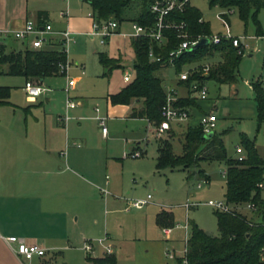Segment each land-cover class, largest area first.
<instances>
[{
  "label": "rangeland",
  "instance_id": "rangeland-1",
  "mask_svg": "<svg viewBox=\"0 0 264 264\" xmlns=\"http://www.w3.org/2000/svg\"><path fill=\"white\" fill-rule=\"evenodd\" d=\"M13 2L14 0L12 5ZM190 2L202 12L212 33L224 32L225 25L217 16L222 10L220 6H210L209 0ZM27 3L30 11L36 8L46 9L54 29L69 27L75 31V40L67 44L69 65L66 72L59 71L57 74L46 76L41 81L46 90L35 101H29L26 90L22 88L28 78L20 74L0 72V86H9L7 100L0 102V120L3 123H16L13 111L16 112L18 119L26 114L24 111L27 108L34 113L45 110L58 112L61 114L59 118L66 123L72 119V125L79 131L75 137L78 142L90 140L109 143L110 150L115 153L118 161L117 165L115 164V174L120 171L121 165H124V185L120 193H115V204L111 200L104 205V209L109 211L115 208V212L109 213L113 238L108 239L109 229L105 227V219L102 218L96 228V232H100L101 235H94L96 237L91 239L106 237V244L108 242L114 244L117 264H174L177 262L169 255L168 248L177 254L183 253L186 236L184 224L187 218L211 234H219L216 208L207 201L225 200L226 178L223 171L227 168L226 159L201 160L199 165L187 169L182 166H168L158 170L156 156L161 140L148 129L152 127L149 120L140 117L123 119L119 116H109V134L106 138L102 136L98 120L95 118L98 115H107V94L118 90L126 83L123 79V68L127 65L133 66L135 60L132 37L113 32L104 43H101L99 36H90L87 30L91 29L94 18L90 0H28ZM133 7L134 9H127V17H132L139 11L137 0L133 1ZM63 9H68V16L61 14ZM257 17L262 34L257 33L252 18L245 22L237 9L229 13L232 33L246 35L244 42L249 45L240 53L242 57L236 70L237 80L219 82L209 77L200 79L208 87V96L200 98L193 93L197 97L194 103L187 107L190 117L182 121L184 124L180 127L175 130L172 128V131L160 136L172 143L175 153L183 151L182 135L187 127L200 124L201 116L213 110L217 115L214 131L222 137L230 157L239 156L236 148L238 145L242 146V134L255 141L260 155L264 157V120L258 117L253 89V84L257 80L264 79V5L258 10ZM121 30L133 31L132 20L122 21ZM0 38L7 43V47L18 49L28 44L11 34L0 35ZM100 53L114 58L120 65L109 71V67L101 62ZM220 59L219 53L209 54L183 64L182 70L193 71L196 68L203 70L207 66L210 69ZM155 72L162 79L166 89L175 86L178 89V96L185 94L184 86L178 83V70L175 65H162ZM69 79H74V83L68 90ZM69 98L78 104L68 107ZM134 140H140L143 150L141 156L130 154L132 151L130 146L135 144ZM199 183L202 186L199 187ZM149 193L152 194L151 202L142 208L131 207L130 200L146 197ZM262 195L264 196V186ZM187 201L198 204L187 210L185 206ZM232 206L249 216L252 215L247 203ZM162 209L173 212V224H160L157 221V214ZM168 225L173 227L170 239L164 231ZM190 230L189 222L188 234ZM88 238H84L82 247L71 245L56 253H48L46 259L49 264H95L88 256L100 254L101 247L97 246L93 252H88L83 247Z\"/></svg>",
  "mask_w": 264,
  "mask_h": 264
},
{
  "label": "trees",
  "instance_id": "trees-1",
  "mask_svg": "<svg viewBox=\"0 0 264 264\" xmlns=\"http://www.w3.org/2000/svg\"><path fill=\"white\" fill-rule=\"evenodd\" d=\"M134 0H90L95 19H109L111 17L124 21L134 20L143 25H154L155 14L150 5L155 0H137L139 11L132 17H127L128 8L134 9ZM210 6H220L228 17L229 13L238 10L240 17L248 22L252 18L257 27V33L262 29L257 17L258 10L264 5V0H209ZM136 6V2H134ZM39 15L48 16L45 10ZM176 22L186 23V28L192 36L211 34L210 26L205 22L202 12L191 2L183 10H173L169 17ZM167 39L159 43L149 36L131 38L135 50L134 75L118 91L110 93V100L114 103L130 104L135 99L142 100V108H133V116H146L149 120L159 123L163 119L162 107L166 103L167 89L156 70L163 64L153 61L149 57L150 47H154L156 54L167 58L169 52L176 48L181 40L173 28L166 30ZM7 43L0 40V72L20 74L30 79L43 81L46 76L61 71V64L68 59L64 40L56 37L43 47L34 48L24 45L22 48L7 47ZM219 53L221 59L205 74L202 70L191 74L193 78H215L219 82H235L236 70L242 54L230 39L221 43H209L197 48H189L176 58L174 65L177 70L183 64L198 60L203 56ZM101 62L109 67V71L117 63L104 53H100ZM64 73V71H61ZM189 81L186 82L188 84ZM257 112L260 120H264V87L261 80L253 84ZM9 86H0V102L7 100ZM195 97H178L176 104L188 107L194 103ZM169 131H172L169 130ZM160 138L157 169L165 167L199 165L201 160L226 159L225 171L226 190L225 200L231 205L252 203L249 207L252 215H247L232 206L229 211L216 209L219 234H211L196 222L190 221V234L187 243L186 264H264V196L259 184L264 180V157L260 155L253 139L242 134L243 159L230 157L224 146L222 137L215 131L211 135L204 132L202 124L189 125L182 135L183 151L175 153L172 143L166 138ZM160 224H173V212L162 209L157 214ZM172 226V225H168ZM95 264H117L116 255L106 253L101 256H88ZM180 264L181 260H180Z\"/></svg>",
  "mask_w": 264,
  "mask_h": 264
},
{
  "label": "crops",
  "instance_id": "crops-1",
  "mask_svg": "<svg viewBox=\"0 0 264 264\" xmlns=\"http://www.w3.org/2000/svg\"><path fill=\"white\" fill-rule=\"evenodd\" d=\"M12 1H1L0 28L19 27L27 18H33L41 25L51 23L48 16L39 15L40 10L48 13L46 9L30 11L28 0H14L13 5ZM61 29L65 27L55 28ZM73 32L75 35L76 32ZM56 37L52 35L50 40ZM178 83L185 90V94L179 97H197L185 82L178 80ZM110 93L113 92L106 96L107 126L109 116L149 120L146 116L131 114L133 108H142L141 99H135L130 104H114ZM24 112L26 114L17 119L13 111L16 123L0 120V264H49L46 259L48 253H56L71 245L82 247L84 238L92 240V237L100 236L96 228L102 218L109 229L108 239H112L109 213L115 212V208L110 212L104 209V205L111 200L115 204V193L123 190L125 168L122 164L115 174L118 161L109 143L78 142L75 137L79 131L72 125V119L66 123L59 118L61 114L58 112L45 110L34 113L28 108ZM182 124V121L172 122V127L175 130ZM99 126L106 138L109 128L104 135ZM151 126L148 129L153 132V124ZM137 147L141 148L140 140H136L130 150ZM102 187H106L109 193L105 194ZM151 200L152 197L144 205ZM7 235L37 242L46 248V252L31 259L18 258L2 238ZM106 241L99 243L93 239L94 250L97 246L101 247L100 254L96 256L109 253L108 244L115 255L114 244H106Z\"/></svg>",
  "mask_w": 264,
  "mask_h": 264
},
{
  "label": "built area",
  "instance_id": "built-area-1",
  "mask_svg": "<svg viewBox=\"0 0 264 264\" xmlns=\"http://www.w3.org/2000/svg\"><path fill=\"white\" fill-rule=\"evenodd\" d=\"M190 0H155L150 5V10L155 14L156 16V22L154 25H143L140 24L137 21L132 20V29L131 32H124L121 30V21H119L116 18H109V19H95L93 18L92 25L90 31H88V34L92 37L99 36L101 43L105 42L107 37L113 33L118 32L124 36H130V37H138V36H149L155 40H157L159 43L167 39L168 35L166 34V30L169 28H173L177 31V35L181 38L178 46L174 49H172L169 52V55L167 58H164L162 55L156 54L154 47H150L149 49V57L153 61H159L163 65L173 64L175 63L176 58H178L183 52L188 50L192 47L195 43L200 41V39L203 36H206L209 38V43H221L225 39H230L235 46L238 47V52L243 53L245 49L249 46L248 43L244 42V37L246 35H234L232 33V29L230 26V21L228 17L225 14L224 10H221L218 13V18L224 23L225 30L224 32H216L211 34H198L196 36H192L188 29L186 28V23L184 22H176L173 19H169L170 13L175 9L183 10L185 8V5L189 3ZM62 15L68 16V9H63L61 11ZM11 34L14 38L19 39L21 41L28 42V45L34 48H40L47 43L52 35H57V37L64 40V46L67 51V44L75 40L74 32L70 28H65L61 30H55L52 23L45 22L43 25L38 23L33 18H27L24 20V22L19 26L15 28H0V35H9ZM208 43V44H209ZM68 53V51H67ZM69 65L68 59L65 63L61 64V71L66 72L67 67ZM197 71H200L199 68H196L193 71L188 70H180L178 71V80L181 82H187V84L190 88V90L193 93H196L198 97L200 98H206L208 96V87L205 83H203L200 78H193L190 79L191 74L196 73ZM209 71V67H204L202 70V74H205ZM134 75V66L127 65L123 68V79L125 82L130 81L133 78ZM74 79H69L68 81V90L70 89V85L73 84ZM262 84L264 87V79H262ZM27 92V99L29 101H35L39 95H41L46 88L42 86L41 81L39 80H32L27 79L26 82H24V85L22 87ZM178 91L176 88L172 87L170 89H167V99L166 103L162 107V113H163V119L159 123H154L152 120H150L151 125L153 124V133H155L156 136L162 137L165 133H167L169 130H171L172 122L174 121H184L187 120L190 116V111L187 107L181 106L175 103V101L178 99L177 95ZM78 102L72 100L71 98L67 101V106L72 107L76 106ZM99 110V108H96ZM99 124L101 125L102 132L104 135L108 132V126H107V116H96ZM200 123L202 124L203 130L205 133H209L210 131H214L216 125H217V115L212 110L210 112L204 113L200 118ZM237 151L240 153L238 158L243 159V147L241 145L237 146ZM133 156H141L143 154L142 148H135L130 152ZM223 174L225 175V171H223ZM208 180V179H207ZM260 186H263V182L259 184ZM198 186H202L201 183L198 184ZM102 191L107 194L109 193V190L106 187L101 188ZM152 197V194L149 193L146 198H139L130 200V205L134 207H142L145 203H147L150 198ZM208 204L212 205L218 210H224L229 211L232 209V205L229 204L226 200H213L209 199L207 201ZM198 203H192L190 201L185 202V206L187 210L191 208L192 205H195ZM248 207H253L254 205L252 203H247ZM189 218H187L186 223L184 224V228L186 229V236H185V247L183 250V253L177 254L175 251L171 248H168L169 255L176 261L177 263L174 264H180V260L182 264H186L188 262L187 260V243H188V228H189ZM173 230L172 226H166L164 228L165 233L167 234L168 239H170L171 232ZM2 238L6 241V243L10 246V248L14 251L16 256L18 258L23 257L26 259H31L35 255L42 256L46 252V248L37 243V242H28L16 235H7L2 236ZM106 240V237H100L97 239L99 243H104ZM84 249H86L88 252L94 251V242L93 240L87 239L84 242L83 245ZM113 250L111 248V245L108 244V252L111 253ZM180 257L181 259L178 260L177 258Z\"/></svg>",
  "mask_w": 264,
  "mask_h": 264
},
{
  "label": "water",
  "instance_id": "water-1",
  "mask_svg": "<svg viewBox=\"0 0 264 264\" xmlns=\"http://www.w3.org/2000/svg\"><path fill=\"white\" fill-rule=\"evenodd\" d=\"M209 43V38L206 36H203L200 41H198L197 43H195L194 45H192L191 49L193 48H197L199 46H203ZM213 133V131H210L209 133H207L208 135H211Z\"/></svg>",
  "mask_w": 264,
  "mask_h": 264
}]
</instances>
